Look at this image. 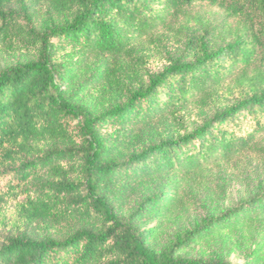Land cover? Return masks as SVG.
Returning a JSON list of instances; mask_svg holds the SVG:
<instances>
[{"label": "trees", "instance_id": "16d2710c", "mask_svg": "<svg viewBox=\"0 0 264 264\" xmlns=\"http://www.w3.org/2000/svg\"><path fill=\"white\" fill-rule=\"evenodd\" d=\"M13 1L0 0V49L30 58L0 68V213L13 204L24 223L80 225L63 238L7 233L0 264H234L221 249L181 252L264 232L263 186L155 238L214 167L264 161V0H31L47 7L40 28L28 0ZM198 5L225 15L204 19ZM208 108L187 127L185 113ZM258 233L241 264H264Z\"/></svg>", "mask_w": 264, "mask_h": 264}, {"label": "rangeland", "instance_id": "374dc122", "mask_svg": "<svg viewBox=\"0 0 264 264\" xmlns=\"http://www.w3.org/2000/svg\"><path fill=\"white\" fill-rule=\"evenodd\" d=\"M13 4L14 7L19 10V0H14ZM27 5L34 26L40 28L43 20L47 16V7L41 3H34L31 0L27 1ZM194 11L204 19L213 22L219 21L225 15L220 8L207 5H198L194 8ZM19 21L23 23L21 15ZM29 58L30 56L26 51H9L6 49H0V68L15 65L16 63L26 61ZM98 109H101V107H98ZM212 113V108L193 110L184 114V123H186L187 127L193 128L201 124ZM173 122V119H166L162 123V126L160 127L162 135H165L168 131L172 130ZM210 173L211 181L206 186L195 185L193 187L196 188H192V186L184 185L183 188L187 191H191L190 188H192L194 191L193 198L197 203L192 206L182 218H169L168 221L164 220L163 227L159 229L155 238L158 243L165 244L169 241V237L177 231H184L185 228L190 227L204 208L203 204L213 203L219 206L230 207L250 194L258 191L261 186L264 187V161H256L249 158L233 168L222 166L214 167ZM7 182L8 179L6 178L0 179V189L6 188ZM133 205L134 204L126 206L123 213L128 215L134 208L135 205ZM0 220L3 222L0 225V237H3V235L7 233L20 230L39 237L42 235H49L56 238H63L73 232L80 225L76 219L62 221L54 224L52 227H45L44 224L36 222L33 224L24 223L19 219L17 210L13 204L9 207H3L0 213ZM142 223L148 227L157 225V221H150L149 219L144 220ZM257 233L258 232L255 230H248L245 232V236L241 235L237 237V234L219 236L204 243L191 245L182 250L181 253L187 257H196L203 256V254H206L211 249L216 248L226 252V255L234 264H241L243 259L240 254V247L246 246V249H249L252 245L250 243L252 236L255 234L257 235ZM258 235L259 238L262 239L264 245V232H260Z\"/></svg>", "mask_w": 264, "mask_h": 264}]
</instances>
